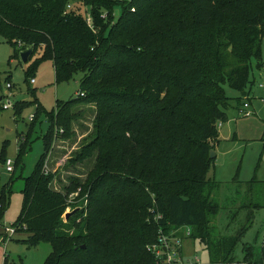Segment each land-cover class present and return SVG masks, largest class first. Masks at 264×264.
I'll use <instances>...</instances> for the list:
<instances>
[{"label": "trees", "instance_id": "16d2710c", "mask_svg": "<svg viewBox=\"0 0 264 264\" xmlns=\"http://www.w3.org/2000/svg\"><path fill=\"white\" fill-rule=\"evenodd\" d=\"M0 34L17 57L35 46L26 78L40 59L53 61L56 82L82 75L79 96L52 110L38 99L14 103L17 116L35 104L19 157L40 116L49 121L13 223L29 247L50 244L42 264L177 263L153 247L161 233L183 239L187 229L208 264L264 259V247L254 255L250 246L236 259L239 234L218 235L220 182L209 176L219 123L229 118L225 86L245 95L264 67V0H0ZM84 105L94 109L93 132L72 161L92 167L85 180L54 188L47 157L57 138L75 135Z\"/></svg>", "mask_w": 264, "mask_h": 264}, {"label": "rangeland", "instance_id": "374dc122", "mask_svg": "<svg viewBox=\"0 0 264 264\" xmlns=\"http://www.w3.org/2000/svg\"><path fill=\"white\" fill-rule=\"evenodd\" d=\"M120 7L115 8L116 16ZM19 47L7 41L0 34V99L9 97L11 107L3 108L0 100V197L6 195V210L3 216L2 235L6 227H11L17 220L23 205L25 178L30 176L45 151L43 135L49 128L45 114L40 116L35 131L32 133L30 146L19 157V145L31 124L35 104L27 105L20 115H16L14 103L38 99L47 109L56 107L57 101H68L79 96L77 92L81 74L56 82L52 60L40 59L33 74L26 78V70L34 59L24 62L17 57ZM42 50L36 53L41 55ZM264 60V41L263 52ZM255 82L247 94L225 86L226 93L232 99L228 110V120L219 123L220 142L216 145V157L209 172L220 182L215 193L219 211L212 223L218 235L236 236L239 241L234 249V256L243 260L250 246L254 255L262 250L264 238V67L254 71ZM34 78V82L31 79ZM8 82L11 87H8ZM241 97V101H237ZM248 107H244V103ZM86 112L75 122V135L70 139L57 138L45 167L55 173L52 184L62 189L71 177L85 180L92 167V161L73 163L75 153L80 150L84 139L93 132L94 109L84 105ZM12 159L14 171L8 172L3 159ZM238 173V174H237ZM4 191V192H3ZM73 209L68 208L67 212ZM65 213V214H66ZM65 214L62 216L65 218ZM184 235L187 231L183 232ZM26 233H17L6 242L0 243V264H42L49 253V243L29 247L23 239ZM181 256L171 264H208L210 256L206 246L197 239L183 236Z\"/></svg>", "mask_w": 264, "mask_h": 264}, {"label": "built area", "instance_id": "2783aa9c", "mask_svg": "<svg viewBox=\"0 0 264 264\" xmlns=\"http://www.w3.org/2000/svg\"><path fill=\"white\" fill-rule=\"evenodd\" d=\"M34 78L31 79V82H34ZM11 83L8 82V87H11ZM9 97L7 98V102H6V98H4L3 100V108H9L11 107V103L9 101ZM248 103H244V107H248ZM33 119V115L31 117V120ZM6 168H7V171L8 172H13L14 171V166H13V161L12 159L8 158L6 160ZM188 231L189 229H187V235H188ZM161 232V231H160ZM15 234H17V227L16 226H11V227H6V230H5V234L1 236L0 238V243H3L5 245L6 242L8 243V241H10L14 236ZM159 242L158 244H156L153 248L154 250L156 251V255L157 256H160V257H164V259H166L168 262L170 261H176V257L177 256H180L179 254V247L181 246L182 244V238L180 236H172V237H168L166 236L165 234L161 233L160 236H159ZM262 247H264V238H263V241H262ZM165 254V255H163ZM230 264H249L248 262L246 261H234ZM256 264H264V259L259 262V263H256Z\"/></svg>", "mask_w": 264, "mask_h": 264}, {"label": "water", "instance_id": "95a60500", "mask_svg": "<svg viewBox=\"0 0 264 264\" xmlns=\"http://www.w3.org/2000/svg\"><path fill=\"white\" fill-rule=\"evenodd\" d=\"M34 48H35V46L33 44H31L28 47H26L25 49H23V50L20 51V57H21V59L24 62H27L29 60V58L31 57V55L34 52ZM215 156H216L215 149H211V151H210V157L211 158H214ZM74 211L67 212L65 214V218L67 219Z\"/></svg>", "mask_w": 264, "mask_h": 264}, {"label": "crops", "instance_id": "0c3cea01", "mask_svg": "<svg viewBox=\"0 0 264 264\" xmlns=\"http://www.w3.org/2000/svg\"><path fill=\"white\" fill-rule=\"evenodd\" d=\"M1 99H2V98H1ZM1 99H0V100H1ZM184 236H187V233H186Z\"/></svg>", "mask_w": 264, "mask_h": 264}]
</instances>
